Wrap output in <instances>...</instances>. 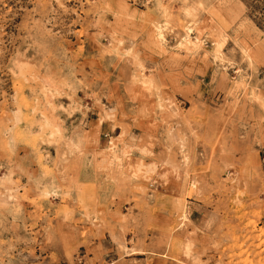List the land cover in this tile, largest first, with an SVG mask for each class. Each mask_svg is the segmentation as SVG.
Here are the masks:
<instances>
[{
  "label": "rangeland",
  "instance_id": "obj_1",
  "mask_svg": "<svg viewBox=\"0 0 264 264\" xmlns=\"http://www.w3.org/2000/svg\"><path fill=\"white\" fill-rule=\"evenodd\" d=\"M0 264H264V0H0Z\"/></svg>",
  "mask_w": 264,
  "mask_h": 264
}]
</instances>
